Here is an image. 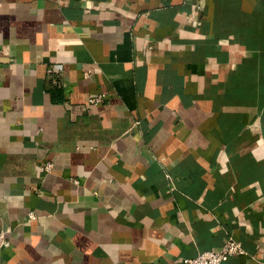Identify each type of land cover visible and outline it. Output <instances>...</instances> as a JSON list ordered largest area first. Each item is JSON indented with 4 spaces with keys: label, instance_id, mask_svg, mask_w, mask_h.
Here are the masks:
<instances>
[{
    "label": "crops",
    "instance_id": "0c3cea01",
    "mask_svg": "<svg viewBox=\"0 0 264 264\" xmlns=\"http://www.w3.org/2000/svg\"><path fill=\"white\" fill-rule=\"evenodd\" d=\"M0 231V264H264V0H0Z\"/></svg>",
    "mask_w": 264,
    "mask_h": 264
},
{
    "label": "built area",
    "instance_id": "2783aa9c",
    "mask_svg": "<svg viewBox=\"0 0 264 264\" xmlns=\"http://www.w3.org/2000/svg\"><path fill=\"white\" fill-rule=\"evenodd\" d=\"M56 67L48 68V73L57 72ZM104 95H97L89 99V103H100L102 102ZM45 171L50 170V164L44 166ZM30 219H33V215H29ZM5 244V233L0 231V248ZM246 256L243 245L228 237L222 246L218 250H210L199 253L194 258H188L183 261L182 264H222L228 261L230 258Z\"/></svg>",
    "mask_w": 264,
    "mask_h": 264
}]
</instances>
